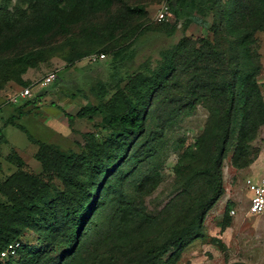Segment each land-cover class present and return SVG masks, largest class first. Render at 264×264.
<instances>
[{
    "label": "rangeland",
    "instance_id": "1",
    "mask_svg": "<svg viewBox=\"0 0 264 264\" xmlns=\"http://www.w3.org/2000/svg\"><path fill=\"white\" fill-rule=\"evenodd\" d=\"M53 4L0 0V129L7 139L0 145V204H14L3 185L20 169L62 187L36 158L42 144L87 159L98 152L114 154L115 146L106 143L107 111L92 118L76 117L78 111L123 100L132 78L166 68L167 54H174L175 70L154 93L145 130L129 137L127 155L103 182L104 204L95 207L75 248L60 239L46 252L49 242L28 226L15 239L21 248L10 256L13 264L30 259L40 262L29 264H153L142 256L147 246L161 250L155 264H264V212L248 210L252 185L264 181V121L253 129L263 107L248 111L246 103L236 105L221 169L224 193L204 216L203 235L191 234L199 204L214 189L213 178L199 170L216 152L225 105L210 93L232 81L239 90L248 76L264 102V0H184L174 7L168 0H62L61 6L92 11L76 22L53 18L45 25L43 14ZM127 6L147 13L128 12ZM165 6L168 13L160 20ZM229 11L241 27L256 28L244 47L228 29ZM31 50H45L46 56L25 74L5 64ZM48 77L52 80L45 83ZM27 86L32 95L21 97ZM241 137L246 165L237 167L232 156ZM228 203L231 219L224 226ZM3 214L13 224L9 235L31 223L18 225ZM42 252L46 255L39 258Z\"/></svg>",
    "mask_w": 264,
    "mask_h": 264
},
{
    "label": "trees",
    "instance_id": "2",
    "mask_svg": "<svg viewBox=\"0 0 264 264\" xmlns=\"http://www.w3.org/2000/svg\"><path fill=\"white\" fill-rule=\"evenodd\" d=\"M54 4L43 14V23L49 25L53 18L63 19L68 22H76L85 17L90 9L85 6L67 8L61 6L62 0H51ZM99 3H111L114 0H92ZM122 1V0H117ZM174 7L177 1L168 0ZM127 11L146 15L147 11L140 6H127ZM229 26L228 29L234 37V42L240 47H244L246 41L253 36L256 28L249 25L241 27L236 22L233 11L227 13ZM45 50H31L5 60L7 66L17 68L19 75L25 74L30 68H34L39 62L44 61ZM83 55L80 54L79 57ZM78 57V58H79ZM174 54L166 55V64L162 70L154 72L152 76L139 74L130 80L129 94H123V100L117 99L116 104L95 106L89 105L82 107L76 117L92 118L97 113L105 114L104 121L106 129L109 130L107 145H114V154H105L98 152L93 157L81 158L74 152L64 153L58 149H53L48 144H42L40 151L36 155L43 166L44 171L55 174L62 182V187L56 184L45 182L39 176L29 174L23 169L9 176L3 185V191L9 194L14 204H0V256L1 252L9 245L16 244L15 239L19 237L26 227L36 230L41 237L49 242V251L63 239V242L70 248H75L80 238L82 228L93 218V211L99 204H104L103 196L100 194L103 182L107 180L125 158L129 148V137L132 134H139L145 130V115L147 108L154 93L161 87L165 79L175 70L173 66ZM73 61V59H72ZM242 88L237 89V84L232 81L227 86L215 87L210 93V97L224 103L225 107L220 119V125L214 139L216 152L212 158L211 164L199 170L200 174L212 177L214 189L211 196L199 204L201 208L200 215L193 222L191 234L193 237H201V227L203 218L207 211L219 200L224 193L221 169L224 155L231 136V121L236 105L240 102L249 107H263L261 118H256L253 129L257 128L260 122L264 121V102L261 91L252 77L244 78ZM26 84V83H25ZM32 87V86H31ZM122 103V104H120ZM30 104L27 102L24 106ZM121 105V109L119 107ZM21 109V106L19 107ZM66 117L73 119L75 115L65 113ZM12 119V118H11ZM243 131H247L243 128ZM7 139L0 129V145L6 143ZM244 137L239 138L238 145L234 150L232 162L237 167H243L246 164L241 162L240 153ZM16 161L20 166L25 165L24 159L16 155ZM157 182L159 181L156 175ZM231 204L228 203L225 209L224 226L230 223ZM17 222L23 224L26 220H31L29 225L23 224L24 228H16L12 235L9 231L12 225L1 218V213ZM39 212L41 215L36 218L34 215ZM26 216V217H24ZM85 233V232H84ZM8 234V236H6ZM18 242V241H17ZM21 244L16 247L18 252ZM146 247L142 256L147 261L155 264L160 258L161 250ZM43 253V252H42ZM39 258L45 257V253ZM12 257V256H11ZM9 257L4 264H13ZM40 262V260L30 259V262Z\"/></svg>",
    "mask_w": 264,
    "mask_h": 264
},
{
    "label": "built area",
    "instance_id": "3",
    "mask_svg": "<svg viewBox=\"0 0 264 264\" xmlns=\"http://www.w3.org/2000/svg\"><path fill=\"white\" fill-rule=\"evenodd\" d=\"M168 13V6H165L159 14V19L162 20L165 18L166 14ZM52 77H48L45 79L46 82H50ZM32 95V88L31 86H27L20 91L21 97H28ZM253 189V197L251 199L249 205V212L253 214H259L264 212V181L257 182L252 185ZM16 247L17 245L11 244L5 250L1 252L0 256V264H4V262L11 256L16 254Z\"/></svg>",
    "mask_w": 264,
    "mask_h": 264
}]
</instances>
